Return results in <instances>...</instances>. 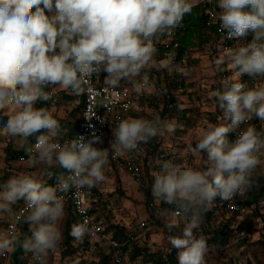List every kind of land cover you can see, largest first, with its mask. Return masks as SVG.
Masks as SVG:
<instances>
[{
  "label": "clouds",
  "instance_id": "9594fccd",
  "mask_svg": "<svg viewBox=\"0 0 264 264\" xmlns=\"http://www.w3.org/2000/svg\"><path fill=\"white\" fill-rule=\"evenodd\" d=\"M193 7L190 0H0V112H10L0 133L20 138L30 159L49 165L55 161L66 170L56 176L54 186L23 172L3 184L0 216L13 215L11 205L25 200L24 209L14 216L16 224L28 226L30 235H17L15 225L0 230V257L22 250L25 256L31 254L29 264H49L64 239L66 201L61 194L91 189L106 180L109 148L94 146L102 143L95 133L59 142L65 134L61 123L48 108L37 106L52 99L45 89L55 85L80 95L102 72L112 90L122 79L140 76L152 66L154 38L182 26ZM216 8L218 30L226 31L228 39L252 33L250 43L228 49L216 61L219 70L227 64L240 77L264 79V0H216ZM175 70L182 71L179 66ZM143 83H149L146 75ZM210 95L222 122L209 123L195 147L190 146L194 155L206 153V158L199 167L165 161L153 174L154 199L187 221L181 234L167 237L178 264H206L207 254L218 245L210 247L194 230L217 198L244 196L257 167L264 165V130L249 123L256 118L264 124V84L249 87L226 77L222 89ZM98 103L107 107L103 100ZM238 129L230 141L228 134ZM173 130V123L159 116L127 117L113 128L110 149L118 157ZM33 135L36 142L30 144ZM78 210L84 214L79 205ZM175 226L166 225L169 231ZM69 235L82 241L94 235V229L85 219L74 223Z\"/></svg>",
  "mask_w": 264,
  "mask_h": 264
},
{
  "label": "rangeland",
  "instance_id": "374dc122",
  "mask_svg": "<svg viewBox=\"0 0 264 264\" xmlns=\"http://www.w3.org/2000/svg\"><path fill=\"white\" fill-rule=\"evenodd\" d=\"M191 1L198 2L200 0ZM209 1L216 3V0ZM159 44L158 39L157 45ZM225 54L224 51L217 49V41L211 37L201 45L188 49L182 61L175 59L173 55L160 58L162 54H158V66L155 76L152 77L150 82V91L145 90L146 98L142 105L140 104L143 108H149L148 112H144V109L141 110L142 118L153 119L155 116H159L161 120L170 121L174 125L173 131L157 135L149 141L150 143L147 146L148 152L152 154L149 166L157 172L161 170L166 156L169 157L168 161L191 167H199L204 157L206 158V153H202L200 156L194 155L190 151V146L195 147L209 123L219 124L222 122L223 117L215 114V102L210 93L214 92V88H217L218 80L226 77H233L232 79L237 80L239 77V74L233 72L227 64L223 65L226 77L216 74L219 68L216 61ZM175 66H179L182 71H176ZM181 82L183 83L182 86L178 87L176 83ZM170 100L175 101L174 109L166 106V102ZM175 106L178 107L176 111ZM164 111L166 112L164 113ZM260 124L264 130V124L262 122ZM32 141V138H29V143ZM21 144L22 140L20 138L0 133V191L3 190V184L11 176L26 171V162L21 160L18 157L19 155L11 159L7 158L9 154L5 153L7 145L20 147ZM13 149L15 148L13 147ZM22 155L28 156L26 153ZM37 161L33 160V163L37 164ZM108 164L104 169L105 182L87 189L89 191V194L87 193V198L89 195L88 202L97 197L101 199L98 203L91 202L96 214L102 215L109 224L121 222L132 227L131 230L126 229L134 237L140 233L152 231L155 220L158 226H161V224L167 225L170 222L175 223L174 219L166 218L163 215L153 216L151 203H161V201L154 199L151 193L153 182L149 181L147 184L137 185L128 173L115 167L110 161ZM43 165L39 169L41 170L40 173H35L32 176L41 182H47L52 178L54 164ZM254 175L264 178V165L258 166ZM161 204L164 205L163 202ZM7 216L8 214L0 216V222L6 219ZM221 219L224 221L226 217L220 214L216 215L213 225L203 221L200 227L194 230V233L197 236L203 235L211 247L214 245L213 241H215L213 232L224 224L220 222L219 226L216 225L217 221L219 222ZM231 219L227 225L228 231L223 235V238L232 241L233 246L237 249L238 256L245 261V264H264V199L258 204L250 206L239 217L231 216ZM63 220L61 221L62 231ZM140 221H144L146 228L150 230L140 228ZM140 240L141 238L132 240L131 244L138 245L135 243H139ZM139 251L138 248L137 252L139 253ZM125 264L133 263L125 261ZM206 264H231V261L225 262L221 254L215 249L210 250L207 254Z\"/></svg>",
  "mask_w": 264,
  "mask_h": 264
},
{
  "label": "built area",
  "instance_id": "2783aa9c",
  "mask_svg": "<svg viewBox=\"0 0 264 264\" xmlns=\"http://www.w3.org/2000/svg\"><path fill=\"white\" fill-rule=\"evenodd\" d=\"M215 12L217 11L214 9L207 10L208 22L213 21L215 23V31L217 37L219 38L218 41L221 42L220 48L227 52V50L231 48V44L234 42L233 40L236 38L228 39L226 31L222 33L218 30L219 21L214 14ZM183 30L184 23H182V26L173 30L170 34H164V42L171 43V46L176 48L178 46V36L182 35ZM161 54L162 57L170 55L167 50H163ZM182 60H184V57L181 59V61ZM96 76L97 75H94L92 77L90 84L82 92L83 106L81 108L80 118L74 135L72 137L58 139L59 142L63 143L64 140L74 139L80 135H83L86 138H91L92 134L95 133V135L101 138L102 143L95 144L94 146L100 148L102 144L106 143L109 148L110 162L115 165V167L120 168L128 173L130 178L137 185H143L145 183L147 184L149 181L153 182V174L157 171L153 167L149 169V167H147L145 164L146 153L148 152L147 146L150 142L141 143L137 151L128 152L118 157H113L112 151L110 149V144L114 138L113 128L119 122V120L124 119L125 115L135 106L134 94L128 87L123 85H118L114 90H112L106 86L105 83L98 82L96 80ZM259 84H263L259 78L254 80V78L249 76L247 83L249 87ZM141 85L143 86L144 83L141 82ZM101 100L107 104V107L101 106L100 103H98ZM166 106L171 107L172 103H168ZM93 114L95 115L93 116ZM250 122L251 121H249V123ZM258 123H260L259 120ZM244 127H247V125L242 124L241 128ZM238 132L239 129L231 132V134L228 136V139L230 141H234L238 135ZM35 142L36 139H34L30 144H34ZM20 159H24V156H20ZM55 183L56 180L52 186H54ZM61 195L65 196V208L69 207L72 210L76 220L75 223L83 222L85 219H87L89 222V227L94 229V235H87L89 238V249L84 251L85 256L83 259H85V262H82V264H93L95 257L92 252L97 250L98 247L104 248L109 254L110 264H124V257L119 241L114 238L112 233L105 229L104 224L90 212L87 198V189L80 192L72 190L66 194L62 193ZM219 202L228 212L241 215L247 211L245 195H237L233 200L230 201H223L220 199ZM78 205L80 208L85 210L83 215L78 210ZM25 206V200H20L15 203V206L12 210L15 214L17 211L24 209ZM151 209L153 216L163 215L164 217L171 219L181 218L185 223L187 222L183 217H179L174 212H172L170 206L167 204L162 205L161 203H151ZM14 214L9 215L6 224L1 227L0 230H6L10 226L15 225L16 231H18V227L21 223L16 224ZM164 225L166 224H163V226ZM139 227L142 229L146 228V223L144 221H140ZM126 228L131 230L130 228L132 227L126 225ZM146 229L150 230L149 228ZM155 230L140 233L136 235V237L130 234L129 239L132 241L135 239L139 240L141 238L142 242H140V240L139 243H135L138 244L136 246L140 249V257H142L144 254H147L161 260L163 264H175L176 250L171 247L167 237L169 235L178 234L176 228H172V230L169 231L167 227H162L160 232V240L155 239ZM213 242L214 245H218V248L216 249L225 261L230 260L231 264H245V261L241 257L233 254V245L231 242H229V240H220L215 238V241ZM81 253L83 255V252ZM30 256L31 254L25 256L23 264H29ZM8 258L9 253L6 257H0V259L4 261H6ZM80 258L82 257H76L74 260L77 261ZM74 260L71 261L70 264H75Z\"/></svg>",
  "mask_w": 264,
  "mask_h": 264
},
{
  "label": "trees",
  "instance_id": "16d2710c",
  "mask_svg": "<svg viewBox=\"0 0 264 264\" xmlns=\"http://www.w3.org/2000/svg\"><path fill=\"white\" fill-rule=\"evenodd\" d=\"M193 3L194 7L192 9V12L184 17L183 23H184V30L181 36H178V46L176 48H173L171 46V43H165L163 40V35H161L162 40L159 45H157V53H162L163 50H167L170 55H173L175 59L181 60L183 57H185L188 49L195 48L201 43H204L205 40H209L210 37L215 39L217 41V49L222 50L219 46L221 44L219 38L217 37L216 31H215V23L213 21L208 22V16H207V10L208 9H214L217 11L216 3L209 0H200V1H191ZM218 12V11H217ZM243 40L235 39L234 42L231 44L230 49H234L240 45H245L248 42H251L252 40V33H249L248 36L240 38ZM223 52V50H222ZM225 52V51H224ZM226 53V52H225ZM160 58H163L160 56ZM220 67H223L220 66ZM224 75L225 71H220L219 68L217 69L216 74ZM226 77V76H225ZM233 78V77H232ZM249 76L247 74L239 76L237 81H241L242 83H245L247 85ZM224 79H220L217 82V88H214V91L218 89H222V82ZM261 82L264 84V79L259 78ZM172 84V83H171ZM181 83H176L178 87L182 86ZM214 100V98H213ZM136 102V100H135ZM215 102V100H214ZM172 103L171 108L175 105V101L170 100L167 101L166 104ZM82 106H83V100H82ZM178 110V107L175 106ZM174 109V108H173ZM183 109V108H181ZM215 114L217 116L221 115L222 112L217 109L216 103H215ZM166 111H164L165 113ZM162 113V114H164ZM169 115V114H164ZM8 115H1L0 114V126L3 125V123L6 122ZM220 118V117H219ZM220 120V119H219ZM79 121V120H78ZM252 125H254L258 131L263 130L260 126L261 124L258 123V120L256 118H253L250 122ZM78 124V122H77ZM76 131V130H75ZM40 133H37L36 135H39ZM231 133L228 134V136ZM36 135H34V139H36ZM21 151H15L12 153V157L16 155H20ZM169 157L166 156L164 161H168ZM65 172V169L61 168L58 164L54 165V170L52 172V178L46 182L47 185L52 186L54 181L56 180V176L61 173ZM253 186L247 191L245 194V203L247 206V210L250 206L258 204L261 200L264 199V178L261 176L253 175ZM89 194V191H87ZM89 198V195H88ZM23 200V199H21ZM90 200V199H89ZM101 199L99 197L93 198L92 201L89 202V208L90 212L99 219L103 224L107 231L111 232L113 237L116 238L120 245H121V251L123 253L124 257V264L126 262H131L133 264H163L161 260L157 259L156 257L152 255L144 254L142 257H140V253L137 252L138 248L136 245L131 244V240L129 239L130 232L126 229V225L121 222H112L107 223L104 219V217L100 214H96V210L92 207L91 202L98 203ZM220 199L217 198L214 203L211 205V207L208 209V211L204 214V220L207 224H214L215 218L217 213L225 216L226 219L224 221L221 219L219 222L217 221L216 225L219 226V223L223 222L222 226L215 231V236H223L228 231V223L232 220L231 216L239 217L240 215L228 212L224 209L223 205L219 202ZM162 203V202H161ZM165 204V203H163ZM15 204H13L12 209L14 208ZM66 215L64 216L63 220V242L60 245L59 249L51 254L49 264H70L71 261H73L76 257H82L79 260H74L75 264H82V262H85L84 256H85V250L89 249V238L86 235L85 238L82 241H75L73 238L69 235L71 226L75 223V216L72 212V210L69 207L65 208ZM230 216V217H229ZM8 217L0 222V228L3 227L6 224ZM106 222V223H105ZM220 223V224H221ZM107 225V226H106ZM166 227V225H164ZM176 228V227H173ZM179 234V233H178ZM17 235H20L23 237L24 235H30L28 232V226L26 224L21 223L18 227ZM176 235V234H174ZM140 250V249H139ZM83 252V255L82 253ZM81 253V254H79ZM95 257V261H93V264H110V258L109 254L105 251L104 248L98 247L97 250L92 252ZM130 258V259H129ZM128 259V260H127ZM25 260V255L22 250H17L15 252L9 251V258L4 261L0 259V264H23ZM228 262V261H225ZM175 264H177V260L175 259Z\"/></svg>",
  "mask_w": 264,
  "mask_h": 264
},
{
  "label": "crops",
  "instance_id": "0c3cea01",
  "mask_svg": "<svg viewBox=\"0 0 264 264\" xmlns=\"http://www.w3.org/2000/svg\"><path fill=\"white\" fill-rule=\"evenodd\" d=\"M158 39H159V42L164 40V38L162 40L161 36H159L157 38H154L153 43H154L155 48L157 47ZM157 58H158V53H157V48H156V53L153 56V63H152V66L150 68H147L144 71H142L140 76L132 77V78H129V79H122L119 82V85H121V86L123 85L125 87H128L132 91V93L135 96V100H136L135 106L133 107L132 110H130L125 115L124 118H127V117L142 118V113H140L141 110L144 109V112H148L149 108L148 107L143 108V107H141V105H142V102L146 98L145 90H149L150 89V87H151V85H150L151 79H152L153 76H155V71H156L157 66H158L157 65V63H158ZM106 75H107L106 73L102 72V73H100L99 75L96 76V80L98 82H100V83H104V79H105ZM145 75L147 76L149 83L147 85L144 84L142 86L141 82H143V77ZM45 90L48 91L51 94L52 99L49 100L48 102H39L37 106L38 107H46V108H48L49 111L53 114V116L57 120H59V122L61 123L63 132L65 134L62 135L61 137H59L58 139L72 137L74 135V133H75V130H76V127H77V122H78V120L80 118L79 111L81 110L80 108H82V100H83L82 92H81L80 95H74V94H71L70 91L61 89L59 86H55V85H49ZM0 114L1 115H9L10 112L8 110H4V111L0 112ZM29 138H32V140H34V135L32 137H29ZM13 147L15 149H13ZM13 147H10V145H7L5 147V153L9 154V155H7V158H11L12 159V153L15 152V151H17V152L21 151V153H20V155L18 157H20L22 154L25 155L24 149L21 146L19 147V146L14 145ZM100 148L101 149H106V148H108V146H107L106 143H104V144H102V146ZM151 158H152V154L150 152H147L146 153L145 164H146L147 167H149V169H151V167L149 166V161H150ZM108 159H109V156H108ZM22 160L24 162H26V169H25L26 171H25V173H28V174H31V175H34L35 173L39 174L40 171H41L39 169H41V167H42L41 165L42 164L46 165V163L39 162V161H37V164L33 163L34 159H30L29 156H24V159H22ZM109 161H110V159H109ZM53 164L55 165L56 162L53 161L52 165ZM42 183L46 184V182H44V181ZM20 200H18V201H20ZM65 215H66V213H65ZM217 215H218V213H217ZM7 217H9V214H8ZM174 220H175V225L177 226L176 230L180 234L183 231L186 223L181 218L174 219ZM153 223H154V225L152 227V231L156 229L155 230L156 231L155 232V239L156 240H160V238H161V235H160L161 228L164 227V226H163V224H161V226H158V224H156L157 223L156 220ZM215 231L213 232L214 239L217 238V239H220V240H229L228 238H223L224 236H221V235L215 236ZM229 242L232 243L231 240H229ZM232 245H233V243H232ZM236 250L237 249H235V247L233 246V254L238 255ZM222 259L224 260V258H222ZM228 262H230V260ZM177 264H178V262H177Z\"/></svg>",
  "mask_w": 264,
  "mask_h": 264
}]
</instances>
